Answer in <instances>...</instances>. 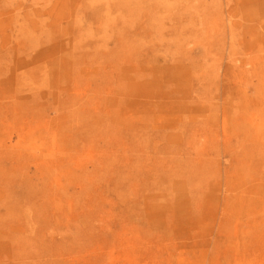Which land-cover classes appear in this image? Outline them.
I'll return each mask as SVG.
<instances>
[{
	"label": "rangeland",
	"instance_id": "1",
	"mask_svg": "<svg viewBox=\"0 0 264 264\" xmlns=\"http://www.w3.org/2000/svg\"><path fill=\"white\" fill-rule=\"evenodd\" d=\"M0 264H264V0H0Z\"/></svg>",
	"mask_w": 264,
	"mask_h": 264
}]
</instances>
